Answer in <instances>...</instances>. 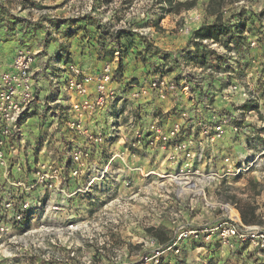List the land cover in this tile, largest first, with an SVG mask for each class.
I'll list each match as a JSON object with an SVG mask.
<instances>
[{"label": "rangeland", "instance_id": "rangeland-1", "mask_svg": "<svg viewBox=\"0 0 264 264\" xmlns=\"http://www.w3.org/2000/svg\"><path fill=\"white\" fill-rule=\"evenodd\" d=\"M160 2L0 0V71L9 68L18 52H29L37 57L33 71L41 98L53 103L57 111L55 118L58 126L49 127L47 124L42 134V137L50 138L46 151L55 155H62L75 146L92 145L85 134L72 131L67 125L74 118L71 105L80 98L77 93L67 89V79L72 75L69 72L71 64L85 74L94 76L110 67L113 81L109 88L122 90L127 98L131 85H143L155 71L161 74L163 64L169 65L165 73L168 78L181 85L186 76L191 82L190 94L180 95L176 101L144 102L130 115L136 114L135 122L140 128L147 127L151 120L157 118L168 129L175 123L184 122L182 137H192L205 144V173L208 170L219 171L215 179H197L207 202L204 192H196V189L177 199V185L167 181V186L162 188L156 184V176L146 183L141 176H137L131 187L138 189L139 193L128 208L121 204L114 209L98 212L95 211L97 206L91 208L89 197H77L74 206L82 215L86 213L93 217L89 231L101 235L105 233L109 237L105 258L96 260V264H142L145 253L163 246L155 241L149 229L165 227L168 236L173 238L179 226L189 224L203 229L216 225L221 217L233 213V208L241 218L239 209L248 204L256 208L255 225L264 230V162L256 171L235 177L225 176L227 155L239 166L244 157L253 156V151L258 149L247 142V138H254L264 146V106L262 113L258 111L255 100L241 106L239 92L237 95H228L227 92L235 85L245 88L251 95L256 92L264 97V0H226L220 12L222 21L231 24L243 21L245 28L242 35L235 39L237 46L233 43V48L222 45L224 47L219 46L218 52L208 48L217 55L227 51L228 54L222 56L226 59H220L217 64L210 60L211 56L195 60H189L188 56L194 51L190 43L191 34L215 21V17L206 12L209 0H198L194 9L183 10L179 15L164 16ZM159 17L163 19L157 25ZM110 27L112 30L131 28L135 33L132 43L128 45V53L123 57L119 53L113 58L104 57L100 50L103 43L101 30ZM227 40L228 37L223 41ZM252 42H255L254 46ZM145 47L150 48L149 51ZM233 55L238 57L237 61L231 57ZM120 71L122 75H119ZM95 85V82L89 85L91 99L97 95ZM128 102L124 103V109L132 107V101ZM49 109L52 108H45L46 111ZM237 109L241 110L237 125L249 128L251 134L248 137L240 133L232 134L227 127L226 133L218 137V122L221 120L225 124L228 120L232 124ZM183 111L187 113L185 118L179 115ZM111 116L108 110L95 112L87 116L83 126L90 131L100 126L109 129ZM127 122L123 118L125 127ZM122 133L132 136L127 129H122ZM213 137L216 138L213 140ZM106 148L108 152L112 151L111 147ZM150 160L149 167L160 168L161 164H155L156 158ZM90 162L96 164L98 160L91 159ZM202 165L198 169H202ZM130 177L134 178L126 173L121 182ZM152 181L155 183L152 184ZM79 182L83 184L84 180L80 178ZM120 189L121 193L128 191L122 187ZM93 209L95 212H92ZM93 250L90 241L87 242L85 249L80 250L79 258L90 259ZM257 252L247 246L232 251L217 244L216 240L205 241L204 236L200 235L197 240L182 241L180 254L167 251L164 257L165 264H264V251L260 255ZM48 259L52 260L53 257L49 256Z\"/></svg>", "mask_w": 264, "mask_h": 264}, {"label": "built area", "instance_id": "built-area-1", "mask_svg": "<svg viewBox=\"0 0 264 264\" xmlns=\"http://www.w3.org/2000/svg\"><path fill=\"white\" fill-rule=\"evenodd\" d=\"M191 41H195L193 34ZM201 43L217 52L222 46L209 40ZM251 45L254 46L255 42ZM229 46L233 48L232 43ZM228 52L233 54V51ZM219 54L225 56L228 53L223 51ZM231 57L235 61L238 59L235 55ZM36 61L34 54L18 52L9 68L0 71V264H76V261L96 264V260L105 258L109 237L105 233L89 231L93 217L78 211L74 206L77 197H89L91 208L97 206L95 211L102 212L121 204L127 208L131 205L139 193L138 189L131 187L137 176H141L144 183L156 176V184L162 188L167 186V181L173 182L177 185V199L194 189L199 193L203 191L197 179L210 180L219 176L217 170L205 173V144L192 137H182L184 122L175 123L168 129L157 118L151 120L147 127L140 128L135 122L136 114L130 115L144 102L176 101L180 95L190 94L189 79L184 76L179 85L176 80L168 78L165 75L169 68L167 64L161 66V74L155 71L143 85H131L128 98L122 90L109 88L113 81L110 67L94 76L71 64L69 72L72 75L67 79V89L80 98L69 108L74 118L67 125L72 131L85 134L92 145L75 146L62 155L46 151L50 138L42 137L44 127L47 124L49 127L58 126L59 123L53 103L41 98L33 71ZM208 70L211 71L210 68ZM92 82L96 83L95 99H91L90 94ZM241 88L232 85L227 90L228 95L239 92L241 106L257 101L258 111L262 113L264 97L256 92L251 95ZM128 100L132 101V107L124 109ZM46 107L53 110L46 111ZM106 110L112 115L109 129L100 126L90 131L83 126L88 115ZM240 112L237 109L234 113L232 124L228 120L225 124L221 120L218 122V137L226 133L227 127L232 134L240 133L243 137L251 134L249 128L237 125ZM179 115L185 118L187 113L183 111ZM123 118L128 120L126 127L122 123ZM122 129H127L132 136L122 135ZM247 142L253 143L255 148L257 146L258 149L253 151L255 154L244 157L239 166L227 155L225 176L235 177L256 171L263 165L264 146L254 138H247ZM107 146L112 151L108 152ZM152 158L157 159L155 164H161L160 168L149 167ZM91 159L98 162L94 164ZM200 164H203L202 169H198ZM126 173L134 178L121 182ZM169 175H175L182 184L170 181ZM80 178L84 180L83 184L79 182ZM120 187L128 191L121 193ZM204 199L207 202L205 192ZM233 210L237 215L231 212L221 217L216 225L203 229L189 224L179 226L171 241L144 254L142 264H163L167 251L178 255L182 241L197 240L200 235L205 241L216 240L217 244L232 251L246 246L254 248L258 254L264 251V230L255 224L243 223L238 211ZM95 211L93 209L92 212ZM89 241L94 249L92 257L80 259L79 252ZM49 256L53 259H48Z\"/></svg>", "mask_w": 264, "mask_h": 264}, {"label": "trees", "instance_id": "trees-1", "mask_svg": "<svg viewBox=\"0 0 264 264\" xmlns=\"http://www.w3.org/2000/svg\"><path fill=\"white\" fill-rule=\"evenodd\" d=\"M226 0H209L206 12L208 15L215 17V21L209 25H203L200 29L193 33V37L195 41H191L190 43L193 45V50L188 56L189 60H195L196 58L202 56H211L210 60L214 64H217L220 59H226L221 55L214 54L213 52L208 50L207 46H203L201 41L209 40L215 43H220L225 47H228L229 44L233 43L237 46L236 37L241 36L244 32L245 23L243 21H238L237 23H224L222 21L221 11L225 5ZM162 6L161 13L163 16L165 14H174L179 15L183 10L190 11L194 9L198 0H161L160 2ZM163 19V17H159L157 19V25L159 21ZM156 25V26H157ZM134 31L131 28L125 29H116L112 30V28H104L101 30V36L103 43L100 45V50L103 52L104 57L113 58L116 53H119L121 57L128 53L129 44L132 43L134 38ZM229 38L227 41H223L225 38ZM107 42H104L106 41ZM238 44V42H237ZM150 48L145 47L146 51H149ZM189 49V48H188ZM210 69H212L210 67ZM122 71L119 72V75ZM253 184V182H251ZM254 186H257L256 184ZM241 219L245 224H256V208L252 205H244L239 209ZM152 236L158 240L161 245H164L171 241L172 237L168 236L167 230L165 227L160 228H152L148 230ZM165 264V263H163ZM182 264V263H179Z\"/></svg>", "mask_w": 264, "mask_h": 264}, {"label": "bare ground", "instance_id": "bare-ground-1", "mask_svg": "<svg viewBox=\"0 0 264 264\" xmlns=\"http://www.w3.org/2000/svg\"><path fill=\"white\" fill-rule=\"evenodd\" d=\"M170 181H175V182H179L182 184V182L180 181L179 178H177L175 175H169V178H168ZM234 214L237 215L236 211L232 210Z\"/></svg>", "mask_w": 264, "mask_h": 264}]
</instances>
